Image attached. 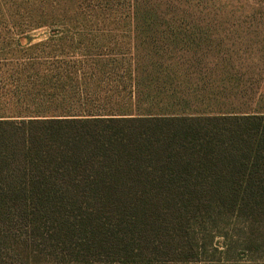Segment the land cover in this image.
<instances>
[{"label": "trees", "instance_id": "obj_1", "mask_svg": "<svg viewBox=\"0 0 264 264\" xmlns=\"http://www.w3.org/2000/svg\"><path fill=\"white\" fill-rule=\"evenodd\" d=\"M79 33L32 47V107L0 119V264L196 259L203 221L263 226L264 115H210L203 56Z\"/></svg>", "mask_w": 264, "mask_h": 264}, {"label": "rangeland", "instance_id": "obj_2", "mask_svg": "<svg viewBox=\"0 0 264 264\" xmlns=\"http://www.w3.org/2000/svg\"><path fill=\"white\" fill-rule=\"evenodd\" d=\"M0 32H35L40 35L32 37L35 42L45 40L43 34L49 32H80L94 41L97 32H159L161 38L149 37L160 41L155 46L133 48L126 41L129 38L118 35L115 42L121 43L110 46L142 54L151 48L167 56L198 54L212 63L264 52L242 45L264 36V0H0ZM174 35L186 43L161 42ZM203 223L195 228L196 259L171 261L146 253L132 261L73 263L63 257H44L32 264H264V225L255 229L244 217Z\"/></svg>", "mask_w": 264, "mask_h": 264}, {"label": "crops", "instance_id": "obj_3", "mask_svg": "<svg viewBox=\"0 0 264 264\" xmlns=\"http://www.w3.org/2000/svg\"><path fill=\"white\" fill-rule=\"evenodd\" d=\"M35 32H0V119L20 118L13 114L14 110L24 107H32V92L30 79L32 71V47L50 48L76 42V40L61 39L69 35L66 32H49L43 34L45 40L37 41L32 37L40 36ZM114 39H101L96 42L88 40L86 46H100V42L110 44L115 42L116 37L123 36L134 48L155 46L159 40L149 37L162 35H149L150 32H115ZM152 33V32H151ZM159 33V32H158ZM118 35V36H117ZM103 40V41H102ZM125 42V41H124ZM163 44L181 45L186 40H180L179 35L170 36L167 40L162 39ZM126 43V42H125ZM122 45V44H121ZM236 45V46H235ZM241 44H231L237 47ZM242 45H250L264 49V36L256 42H243ZM120 47V46H114ZM249 47V46H244ZM206 70L201 72L203 82L199 83L198 92L204 94L202 107L214 110L210 115H264V52L259 54L240 56L239 59H220L215 62H204ZM203 65V66H204ZM200 66V67H203ZM22 67L28 70L22 76L23 81H28V99H22L21 72ZM25 94V92H24Z\"/></svg>", "mask_w": 264, "mask_h": 264}]
</instances>
